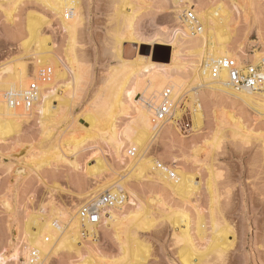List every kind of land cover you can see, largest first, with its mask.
<instances>
[{
  "label": "bare ground",
  "instance_id": "obj_1",
  "mask_svg": "<svg viewBox=\"0 0 264 264\" xmlns=\"http://www.w3.org/2000/svg\"><path fill=\"white\" fill-rule=\"evenodd\" d=\"M35 1L57 20L66 37L65 47L68 48L70 45L72 47L77 28L82 20L79 16L80 0ZM129 1L121 0L115 11L116 17L119 18L113 32L116 66L109 70L108 77L106 75L107 78L103 80V87L93 97L91 103L89 102L90 105L86 110L83 108L85 112L82 110L84 113L79 117H71L66 125V129L79 127L92 132L94 136L91 139L99 148V153L103 154L108 151L112 153L113 162L108 165L113 176L110 182L86 190H84L83 179H77L74 182V192L78 198L88 197L86 201L98 204L100 220L98 223H89L79 217L77 213L79 206L76 209H73L74 207L72 209L62 207L61 209L51 203L50 207L48 206L49 210L43 205L47 213L44 210V214H30L19 226L13 227L10 220H7L5 225L7 239L0 248V264H27L30 255H33V261L37 264H47L51 258L60 256H67V259L71 256H79L82 243L86 241L95 243L99 240V236L105 235H110L119 243L124 257L121 258L127 259L125 264L138 263V259H143L146 250L143 248V243L137 240L135 235L133 236L132 233L135 232L129 231L125 223L130 222L137 228L144 225L150 227L154 221L152 203L156 197H160L157 193L159 189L160 192L162 189L166 193L169 192L183 199L188 198L197 189L194 181L195 173L188 172L184 167L186 171L179 164V155L177 157L170 154L169 162L163 160V164L155 156H146L150 142L154 139H159L161 143L167 142L168 137L173 139L175 133L183 138L187 137L188 134H184L178 125L187 108L190 109V128L187 133L199 132L203 124L201 90L230 95L248 105L254 104L255 106L261 103L264 106V80L249 88L235 87L230 83L226 69H220L215 76L211 74V68L221 58L230 57L240 68L246 67L247 64L261 66L264 77V45L259 51L254 49L247 61L244 60L247 55L240 43L237 45V50L227 45L232 37L231 31L228 30L231 14L222 3L216 0L209 3H205L204 0H201L202 2L200 0H171L173 7L169 12L172 13L176 27L171 29V34L168 33L170 35L168 41L173 49L170 54V63L162 64L154 62L150 56L137 52L142 38L136 34V28H133L135 9ZM126 5H129L128 10L125 9ZM165 6L161 8L168 10L169 7ZM234 8L237 10L235 4ZM13 10L15 7L6 13L8 22L12 21L11 12ZM190 11L194 14L193 20L187 17ZM31 15H28L24 23V35L18 34L21 37L17 38L22 56L13 57L0 64L1 136L31 121H35L40 129L45 131L61 120H65L69 114L72 97L79 90L83 73L85 74V70L78 66L77 57L76 62L71 59L73 54L71 49H69L70 57L66 53L60 55L55 50L56 47L50 37L42 34V27L44 25L46 27L50 20H45L42 16ZM156 39L162 40L160 34L156 33L150 41ZM147 42L150 44L149 41ZM181 49L186 51L190 58L189 62L182 58ZM29 62L33 65L32 74L26 70ZM17 64H22L20 70L16 69ZM44 67L51 70L50 79L47 81H41L37 77V71ZM31 80L38 82V95L33 106L26 110L20 106L11 105L8 98L19 96ZM167 90L171 103L170 114L168 118L159 121L155 119V110L161 102L163 92ZM120 116H128V120L125 119L126 124L124 123V127L119 130L116 121ZM85 139V137L81 138L71 147L63 150L62 147L60 149L51 146L48 157L51 162H56V164L67 162L73 170H77V164L73 160L71 162L66 160L67 154L68 152L73 154ZM103 146L108 150L103 149ZM262 147L264 152V143ZM129 149L135 150L133 156L128 155ZM104 161L106 162V159ZM41 166V164L32 162L29 167L37 174ZM144 183L157 185L155 188L154 185L152 192L148 191L149 193H153L159 187L158 191L153 194L158 195L155 199L154 196L153 199L150 198L152 196L148 194L150 196L147 197L148 206L142 204L141 190L138 189ZM148 184L146 189L150 188ZM106 191L114 196V201L110 205L101 204L98 201V195ZM1 204L5 212H9L8 202L3 201ZM211 219L214 222V217ZM171 221L174 229L172 238L179 246L183 264H192L194 255L200 262L207 253H213L215 259L219 260L226 256L231 243L228 239L230 232L228 224L223 226L218 225L217 222L213 224L215 235L209 244L208 252L200 253L194 250L188 234V220L179 214ZM182 224L184 229L181 228ZM202 224L203 218L199 216L197 221L199 230ZM100 260H92L88 257L82 259L79 264H100L102 261Z\"/></svg>",
  "mask_w": 264,
  "mask_h": 264
},
{
  "label": "rangeland",
  "instance_id": "obj_2",
  "mask_svg": "<svg viewBox=\"0 0 264 264\" xmlns=\"http://www.w3.org/2000/svg\"><path fill=\"white\" fill-rule=\"evenodd\" d=\"M120 1L80 0L79 16L82 20L73 46L66 48V37L57 20L35 0H0V64L22 56L17 38L24 35V23L32 13L31 16H42L45 20H50L46 27H42V34L50 37L60 55L66 53L70 57L71 49L74 55H71V59L75 61L77 57L76 61H80L78 66L87 73H83L81 85L74 98L72 97L65 120L45 131L35 121H31L8 134L0 135V248L7 239V220H10L13 227L19 226L30 214H42L44 210L47 213L50 203L61 209H76L88 199L75 195L74 182L77 179H83L84 190L112 180V172L108 166L113 162L111 151L100 154L99 148L91 139L94 136L92 132L79 127L66 129V125L71 117H79L85 112L83 108L86 110L90 105L93 97L103 87L109 70L116 66L113 32L119 21L115 11ZM129 2L135 9L133 28H136V34L143 40L139 42L137 52L150 56L154 62L169 64L173 46L168 41V33L171 34V29L176 27L172 13L169 12L173 7L171 0ZM216 2L222 3L231 14L228 30L232 37L227 45L237 50L240 43L247 55L244 60H249L253 50L259 51L264 45V0ZM164 6L169 7L168 10L161 8ZM13 7L15 10L11 12L12 21L8 22L6 13ZM125 9L128 10L129 5ZM156 33L160 34L162 40L151 42L150 39ZM180 54L185 61H190L184 49L180 50ZM200 92L203 124L199 132H188V136L184 138L175 133L173 139L168 137L167 142L164 141L165 144L154 139L146 151V156H155L162 164L169 162L170 154L177 157L179 155V164L188 172L195 173L197 189L183 199L162 189L160 192L159 187L153 190L156 193L159 189L157 193L160 197H156L158 195L151 193L153 186L157 187L156 184L144 183L145 186H139V191L143 192H140V196L144 206H148L147 197L152 196L150 198L153 199L154 196L156 199L152 203L154 221L150 227L144 225L137 228L130 222L125 223L129 231L135 232L132 233L133 236L143 243L146 250L143 259H138L135 264H183L179 246L172 238L174 229L170 223L179 214L188 220V234L196 252H208L215 235L214 223L217 222L220 226L228 224L230 228L228 239L231 243L223 259H215L213 253H207L200 262L194 255L192 264H264V106L261 103L248 105L236 97L218 92ZM188 109L184 115L190 123ZM127 117L117 118V129L124 127ZM84 137L85 141L75 149V153H66V160H73L77 164V170H73L67 162H51L48 157L51 146L62 147L63 150ZM103 149L108 150L104 146ZM32 162L42 165L39 174H35L29 167ZM147 184L151 189H146ZM3 201L8 202L9 212H5L2 207ZM43 205L47 210L43 209ZM199 216L203 218L201 230L197 225ZM212 217L214 222L211 221ZM181 226L184 229L183 224ZM98 239L97 243H82L84 245H80L79 256L68 259L67 256L51 258L47 264H79L88 257L92 260L101 259L100 264H125L127 259H123L116 240L110 235L99 236Z\"/></svg>",
  "mask_w": 264,
  "mask_h": 264
},
{
  "label": "built area",
  "instance_id": "obj_3",
  "mask_svg": "<svg viewBox=\"0 0 264 264\" xmlns=\"http://www.w3.org/2000/svg\"><path fill=\"white\" fill-rule=\"evenodd\" d=\"M187 17L191 20L194 19V14L190 11ZM22 64H17L16 69L20 70ZM226 69L230 83L235 87H253L260 84L263 80V74L261 66H252L247 64L246 67L240 68L236 61L230 57L221 58L218 63L211 68L212 76L218 74L220 69ZM26 70L28 73L33 72V65L31 62L27 63ZM51 70L48 67H44L37 71V77L41 81H47L50 79ZM38 95V82L36 80H31L27 86L23 89L22 93L19 96H12L8 98V101L13 106H20L23 109H29L33 106ZM169 91H164L160 104L155 110V119L164 120L168 118L171 110V103L168 98ZM190 123L186 118V115L179 120L178 125L184 134L190 128ZM135 153L134 149L128 150V155L133 156ZM98 201L101 204H112L114 201V196L111 195L108 191L103 192L98 195ZM77 213L81 219L87 220L89 223H98L100 220V211L98 204L90 201L82 202L77 210ZM24 259H22L23 261ZM33 255L27 259V264H37L34 261Z\"/></svg>",
  "mask_w": 264,
  "mask_h": 264
}]
</instances>
